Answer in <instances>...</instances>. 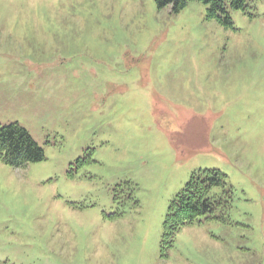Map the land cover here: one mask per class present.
I'll return each instance as SVG.
<instances>
[{
  "label": "rangeland",
  "instance_id": "1",
  "mask_svg": "<svg viewBox=\"0 0 264 264\" xmlns=\"http://www.w3.org/2000/svg\"><path fill=\"white\" fill-rule=\"evenodd\" d=\"M209 8L0 0V125L45 154L0 156V264H264V0ZM203 169L231 208L165 237Z\"/></svg>",
  "mask_w": 264,
  "mask_h": 264
},
{
  "label": "trees",
  "instance_id": "2",
  "mask_svg": "<svg viewBox=\"0 0 264 264\" xmlns=\"http://www.w3.org/2000/svg\"><path fill=\"white\" fill-rule=\"evenodd\" d=\"M192 0H157L159 7L171 5L179 11ZM210 5L208 16L216 18L224 25H231L228 7L245 11L250 3L257 0H199ZM225 14L224 17L219 15ZM0 156L13 167H25L29 163L44 160V149L33 139L26 128L18 123L0 125ZM229 193V194H228ZM232 189L227 187V176L218 169H203L192 174L185 187L175 196L164 222V236L168 237L182 225L193 224L200 217L215 216L218 208H231L223 194ZM223 219V217H222ZM224 220V219H223Z\"/></svg>",
  "mask_w": 264,
  "mask_h": 264
}]
</instances>
